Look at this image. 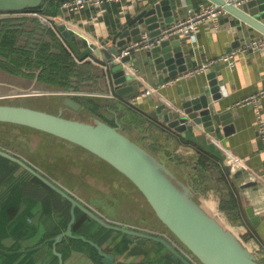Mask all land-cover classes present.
Listing matches in <instances>:
<instances>
[{"label":"crops","instance_id":"obj_1","mask_svg":"<svg viewBox=\"0 0 264 264\" xmlns=\"http://www.w3.org/2000/svg\"><path fill=\"white\" fill-rule=\"evenodd\" d=\"M158 0H103L100 4H86L82 7L73 9L63 8V22L67 25L70 34L74 37L80 49L91 46L94 51L85 59H80L78 54L73 50L76 59L82 63L86 60L93 61L100 69L102 78L101 90H67L52 91L54 93H66L69 95H98L109 97L120 106V112H108L110 117L116 120H127L128 131L126 134H136L138 129L145 130L149 123L158 124L170 130L175 136L182 137L179 140V149L183 155L184 161H197L200 156L205 160V167L200 171L208 173L209 182L218 190L221 188V195L229 196L231 193L236 196L240 206L239 213L225 219L230 228L248 232L246 245L253 252H262L264 250V145L259 131V118L264 116V95L258 102H242L253 94L264 89V50H248L236 54L232 64L226 61H220L219 56L223 53L237 49L245 40L255 36L263 35L259 30L239 19L227 10L222 11L216 18H206L198 25L194 35H187V45L190 48L191 58L194 62V68L210 63V66L201 72L181 77L185 72L178 76H162L158 73L149 72L148 75H142L139 78L140 92L131 96L129 100L117 92L115 83L112 78L113 71L107 67L103 53L100 47L113 45V37L123 26L127 25L139 12L150 7ZM178 3L176 13L183 15L187 8L198 7L199 0H173ZM58 14V13H57ZM57 16V15H56ZM54 17V20L56 18ZM54 20L37 11H1L0 12V35L7 40L13 50L26 49L27 42H42L43 39L49 38V29L56 28ZM4 29V30H3ZM2 30V31H1ZM146 28L143 29L145 31ZM63 39H65L62 36ZM143 50L138 51V57H144ZM17 54V55H16ZM9 56H0L1 61L10 63L18 62L22 56L19 53ZM100 60V61H98ZM220 65L219 69L216 67ZM42 68L34 71L23 68L22 73L8 72L0 68V99L1 102L7 99L19 98V102L30 106H41L44 102L39 101V96L43 93L37 91H49L38 88V77ZM192 69H189L190 71ZM217 71V79L220 83L219 98H214L215 92L211 91L212 86L209 84L208 73ZM186 71V72H188ZM32 74L30 77L28 74ZM76 82L78 76H73ZM168 79H174V83L165 87H159L152 94L140 95L149 85L159 86L161 82ZM159 80V81H157ZM93 83L92 79L85 83ZM94 85V83L92 84ZM202 87L208 89L213 109L218 112L232 110L235 116V128L230 135L223 132L222 127L218 128L217 136H213L207 127L203 124L188 125L185 131L175 130L167 125L162 116H155L152 111L156 105L168 101L177 100L180 102L181 95L186 98H193L202 94ZM8 88V89H6ZM32 88L35 95H17L22 89ZM140 95V96H139ZM152 97L154 99H152ZM32 99L34 104H29ZM62 108V107H61ZM65 108L64 113L71 115ZM110 113V114H109ZM40 142L48 145V139L45 135L39 136ZM176 140H174L175 142ZM40 144V143H39ZM174 144V143H173ZM41 145V144H40ZM181 155V156H182ZM47 156V155H46ZM58 157V156H57ZM44 158L43 155L40 156ZM40 160V159H39ZM38 164V160H35ZM98 162H100L98 160ZM104 167L106 164L100 162ZM183 164V163H182ZM197 166V164H196ZM58 169V167H57ZM181 170L183 165H181ZM108 171V170H107ZM180 171V170H179ZM10 179V177H9ZM6 180L7 185L11 186V179ZM32 182V181H30ZM121 183L113 181V186L100 183L104 188H97L96 191L105 199H109V192L118 193L122 187L127 191L132 201V210H145L151 213L149 207L139 199L138 190L134 184L129 183L125 178L120 179ZM5 184V183H4ZM34 184V183H33ZM65 187H67L65 185ZM68 189L70 187H67ZM6 188L0 192L2 193ZM74 192L73 190L69 189ZM29 192L22 197L23 204H19V199H13L9 203V208H3L2 215H14V219L9 222L10 232L19 238L20 234H25L26 229L23 225L35 223V231H28L25 235L29 236L27 240L36 238L35 243L40 242L45 235L58 230H64L61 218L60 203L53 205L43 194L45 188L39 187V190ZM78 196V193L75 192ZM84 200V199H83ZM86 201V200H85ZM90 201V200H89ZM92 207L97 206L93 202H88ZM114 203H117L114 200ZM127 201L119 202L121 207L126 205ZM8 207V206H7ZM251 208L257 218V222L249 219L248 209ZM102 214L111 220L118 219L111 216L106 209H98ZM124 219H122L123 221ZM121 221V220H120ZM131 226L153 229L152 226L141 224L125 219ZM23 228V229H22ZM162 232V231H159ZM24 235V236H25ZM121 237H118L120 239ZM22 239V238H21ZM20 239H18L19 241ZM15 240V242H18ZM119 241V240H118ZM109 241L108 243H110ZM33 243V244H35ZM106 243V245L108 244ZM23 244H25L23 242ZM104 245V246H106ZM112 245V243L110 244ZM22 248L25 245H22ZM35 246V245H33ZM61 246L57 245L58 250ZM130 248L132 252L124 253L113 252L116 255L118 264H173L166 256V248L157 241L148 239L146 242L131 241ZM53 252L47 250V256L39 259V264H49L53 259ZM64 264H101L94 260L88 253L77 249H71L69 256ZM181 264H184L181 262Z\"/></svg>","mask_w":264,"mask_h":264},{"label":"water","instance_id":"obj_2","mask_svg":"<svg viewBox=\"0 0 264 264\" xmlns=\"http://www.w3.org/2000/svg\"><path fill=\"white\" fill-rule=\"evenodd\" d=\"M173 0H158L150 7L142 10L133 20L123 26L113 37L112 46L100 47L108 66L113 71L112 78L117 92L128 99L140 92L139 77L151 73L162 76H178L194 68L190 48L187 45V35L175 33L163 39L150 49L143 50L144 57H138L137 52L123 54L122 50L133 41L142 38L146 28L151 36H159L169 28L178 14V3ZM221 5L242 21L259 30L264 35V0H247L238 6L227 0H210ZM44 0H0V11H22L27 8H37ZM63 8H60L54 20L61 35L70 48L85 59L94 50L91 46L80 49L67 25L63 22ZM96 53V51H94ZM220 65L216 67L219 69ZM217 71L208 75L213 97L221 95L220 83L216 77ZM159 81V80H157ZM202 94L193 98L181 95L180 102L163 101L152 111L155 116H162L167 125L178 131H185L188 125L203 124L213 136H217L218 128L222 127L226 135L235 128V116L232 110L218 112L213 109L208 89L202 87ZM32 88L22 89L17 95H35ZM152 99H154L152 97ZM67 107L77 111L85 105L72 97H66ZM66 107L54 113L42 108L21 103L0 101V120L33 126L58 136L72 140L88 148L107 160L126 176H128L143 192L156 215L164 224L204 263V264H264L244 242L230 229L225 228L217 218L212 216L195 199L192 188L179 178L167 163L151 153L147 148L120 130V124L112 125L101 118L94 121L69 116L64 113ZM0 154L18 162L45 183L59 191L72 202V218L66 230L48 237L42 243L28 248L8 250L0 247L4 254L29 252L43 247L53 241V249L59 256V264H64L63 253L57 244L65 236L82 238L94 244L102 255L103 264H118L116 255L107 251L96 241L83 234H76L73 225L76 221V208L79 207L97 219L103 225L127 234L131 241L146 242L148 239L162 243L166 248V256L173 264H195L186 256L174 242L165 234L145 228L112 222L98 214L68 188L51 179L47 174L30 164L24 158L9 150L0 148ZM249 219L257 222L252 209H248Z\"/></svg>","mask_w":264,"mask_h":264},{"label":"trees","instance_id":"obj_3","mask_svg":"<svg viewBox=\"0 0 264 264\" xmlns=\"http://www.w3.org/2000/svg\"><path fill=\"white\" fill-rule=\"evenodd\" d=\"M64 1L66 0H44L41 6L37 8H27L22 11H37L48 16V18H50L51 20H54V17L57 15ZM200 1L209 2L210 0H199L196 3ZM48 29H49V38L47 40L43 39L42 42H32L31 40H29L27 42L26 49L13 50L11 45L6 42L7 40H5L0 35V56L10 55L11 57L12 54L14 55L16 53H19V55L22 56L21 58L18 59V62H14V63L12 62L10 63L8 60L7 61L0 60V68L8 72H16L17 74L22 73L23 68L30 71H34L36 69L42 68L38 77L39 89H44L49 91L98 89L104 91L105 89L102 88L100 85L101 81L98 80L102 78V74L99 67L91 60H86L80 63L76 59V56L72 52V49L70 48L66 40L62 38V35L59 32L58 28L56 27L54 29L51 26H49ZM25 74L27 75L28 73ZM28 75L32 77V74H28ZM75 75L78 76L77 82L74 79H72L73 76ZM89 79L93 80L94 85H92L93 83H89V82L87 84L85 83V80L88 81ZM51 94L54 95L52 97H56V98L55 99L50 98L51 100L48 99L49 102L47 104L49 105L45 106L44 108L45 110L58 113L61 107H66L67 110L72 111L71 115L69 116L78 117L88 121H94V118L98 117L115 126L120 124L121 126L120 130L126 133L125 132L126 127L122 125V120L119 119L116 120V118L110 117V115H108L109 111L111 113L113 112L117 113L121 111V108L117 104V102H114L109 97L98 96V95H83V96L69 95L75 100L85 105V108L75 111L72 108L67 107L64 103V100L66 97H68V94L66 93H51ZM101 100H103L106 105H101ZM105 108H107L106 112H105ZM80 112L84 114L82 113L80 114ZM0 123H6V124L22 127L28 130L36 131L38 133H44L42 135H45L46 137L47 136L52 137L48 139V145L44 141L39 142L41 145L35 144L34 151L38 153V150L41 149L42 147L46 148L47 152H45V155L42 154L44 156L42 160L40 158L41 155H39L40 160L38 161V165H40L46 171L48 176H50V178H52L53 180L62 184L61 183L62 178L59 172H61L60 171L61 169H64V166L59 163L63 162L65 164H70L73 161H75L76 164L79 166L80 170L84 171L88 168H91V166H89L91 164L90 160H93L96 162V164H93V167L96 165L95 169L98 172L97 175H99L100 177L96 181L91 180L90 182H88V184L90 185L89 187L87 186L86 189L96 191L97 188H104L100 183L108 184L106 178H103L101 176L102 171L99 169V167H102L105 173H109L108 175L109 180L121 183L120 179L125 178L126 180L132 182V184H134L137 190L144 196L146 201L145 204L149 207L150 211L156 215L155 210L152 208L151 204L149 203L143 192L128 176H126L123 172H121L119 169H117L107 160L103 159L101 156L89 150L88 148L72 140L58 136L56 134H53L45 130L35 128L33 126L15 123V122H9V121H1V120ZM39 135L42 136L41 134ZM130 137L135 141H137L142 146H144L145 148H147L155 156L163 159L167 163V165L168 162H172L174 165H176V168L172 169L173 172L192 188L195 199L212 216L217 218V220L221 224H223L225 228H230L225 221L227 217H231L235 214L234 217L239 219V217L236 216V214L240 212L238 211L240 209V206L238 204V200L236 196H234L233 193H231L229 196L221 195L219 191L221 192L222 189L220 188L218 190L213 185H211V183L209 182L210 178L208 173H202L200 171L202 168L205 167V163H206L205 160L200 156L199 158H197V161H190V160L184 161V159L182 158L183 155L180 152V149L178 148L179 140L183 139L182 137H179V139H177L178 137L175 136L170 130H168L165 127L159 126L158 124L156 125L153 123H149L147 129L145 130L138 129L137 133L133 135L131 134ZM174 140L176 141L174 142ZM0 142L12 148V145L1 141V139ZM48 159L54 161L48 162ZM56 160H59L60 162L55 163ZM98 160L106 164L107 167H104V165L98 162ZM42 161H46L48 163L46 164L45 162ZM59 165H61L62 167ZM181 165H183L182 170L180 169ZM57 167L59 169H57ZM112 170L117 173H110ZM31 177H32V183L25 181L26 190L27 191L32 190V192H35L36 190H39L40 186L45 188L43 194L46 196V198H48V201L53 205V207L55 206L54 204H56L57 202L60 203V210L62 212V218H61V222L63 225L62 229L66 230L68 223L72 218V213H71L72 202L69 199L65 198L59 191L54 189L49 184L45 183L36 175L31 174ZM64 178L68 179V177L65 175ZM77 179H79V177ZM0 182H1V178H0ZM62 185L65 187L64 184ZM69 185L72 187V184ZM22 187L23 186H21V184L14 185L13 188L10 189L9 195H7L6 198L2 201L3 207L0 208V247H3L8 250L22 248L23 247L22 245H25L24 247L26 248L31 247L32 244L29 245L23 244V242L21 241L29 238V236L28 235L26 236L25 234L28 233L29 230L34 232L36 229L35 223L39 222V220L38 221L36 220V222L32 223L31 225H23V228L26 229L25 234H20L18 238L13 234L14 232H10L11 229L9 230L8 227L10 224L9 222H11V220L14 219V215L11 216V215L1 214L3 212L4 206H6V210L9 208L10 205L9 203L11 202L9 198L12 194V191L15 192L16 190H19ZM83 189L84 188L81 187L77 191L75 189H73V191L78 193L79 198H81L82 200L84 199V201L86 200L91 203V201H89L88 198H85L83 196V194L85 195V193L82 192ZM113 193L114 192H109V194H113ZM101 196L104 197L105 195L102 194ZM160 222L161 224H153L152 228L158 231H162V233L168 235L172 242H175L176 244L182 246L189 253H191L194 256V258L198 260V262L204 264L168 228V226L162 222L161 219ZM230 229H232L236 233V235L244 242V244L246 243L245 240L248 232H246L244 228H242V230H238L237 228L234 227ZM64 230L60 229L56 232L48 233L47 235L44 236V238L40 242L33 245L40 244L48 237L55 236L56 234ZM73 231L76 234H83L87 238L96 241L101 246H103V248L107 251L120 252V253H124L126 251L132 252L130 248L131 240L127 237L126 233L121 231L115 233L114 229L103 225L97 219H95L93 216H91L89 213H87L85 210L79 207L76 208V221L73 225ZM118 237L121 238L118 239ZM18 239L20 240L18 241ZM15 240H17L18 242L16 243ZM109 241L111 242L108 243ZM106 243L108 244L106 245ZM111 243L112 245H110ZM160 244L165 248V246L162 243ZM57 245L59 246L62 245L60 251L63 253L64 261L69 256L71 249H77L82 252L88 253L94 260L103 264L102 255L99 253L98 248L87 240H84L82 238L65 236L64 239L60 241ZM41 248L42 249L39 248L29 252L14 253L10 255L0 252V264H39L38 260L45 258L47 256V253L43 254V252L45 251L47 252V250L49 249L53 252L52 253L53 259L50 261L49 264H59L60 259L53 249V241H49ZM38 252H42V253L39 254ZM255 253L258 256V258L263 262L262 252H255Z\"/></svg>","mask_w":264,"mask_h":264},{"label":"rangeland","instance_id":"obj_4","mask_svg":"<svg viewBox=\"0 0 264 264\" xmlns=\"http://www.w3.org/2000/svg\"><path fill=\"white\" fill-rule=\"evenodd\" d=\"M6 89H8V88H6ZM0 90H3V89L0 88ZM51 93H54V92H52V91H45L44 92L43 91V94L38 97L39 101L44 102V104H41V106L49 105V104H47L49 102L48 99L51 100V99L56 98V97H52L54 95ZM48 96H51V97H48ZM33 100H36V99H32L29 102V104L36 103ZM0 101H1V99H0ZM19 101H20L19 98H15L14 101H12V99H7V101H3V102L16 103ZM101 105H106L103 100H101ZM32 107H37V106H32ZM37 108H40V107H37ZM106 109L107 108H105V112H106ZM81 113L82 112H80V114ZM82 114H84V113H82ZM85 116H86V113H85ZM127 124H128L127 120L124 119L122 121V125L126 127L125 131H128ZM39 134L42 135L44 133H38V132L33 131V130H28V129H25L22 127H18V126L6 124V123H0V139H1V141L9 143L10 145H12V148L15 151L26 155L28 158H30L32 160H38V161H39V155H42V154L45 155V152H47L45 147H42L41 149H39L38 153H36L34 151V148H35L34 145L39 144V142L41 141V140H38L39 139L38 136H40ZM47 138H52V137L47 136ZM49 161L53 162L54 160L48 159V162ZM90 161H91V164L89 166H91V168H88L84 171H81L79 166L76 164L75 161H73L70 164H65L63 162L59 163L60 161L56 160L55 163H59V164L64 166V169H61L60 170L61 172H59V174L62 178L61 183L70 187L69 189H71V190L75 189L77 191L81 187L84 188L82 190V192L85 193V195L83 194V196L85 198H88L91 202H93L97 206L96 207L97 209L103 208V209L108 210V213H111V216L116 217L118 219V221H120L122 219H124V220L129 219L131 221L139 222L141 224L144 223L145 225H149V226H152L153 224H161L160 219L152 212L148 213L145 210H139V211L136 209L132 210V208H131L132 207V201L130 199L129 194L124 189V187H122V189L118 193H113V194L108 195V196H110L109 199H111V201L108 199H105V197L100 196L97 193V191L86 189V187L87 186L89 187V185H90V184H88V182H90L91 180L96 181L100 177L99 175H97L98 172L95 169L96 165L93 167V164H96V162L93 160H90ZM42 162H45L46 164L48 163L46 161H42ZM61 165H59V166H61ZM168 166L170 169L176 168V165H174L172 162H168ZM99 169L102 171L101 176L103 178H106L108 184L112 187L113 181L109 180V178H108L109 173H105L104 169L102 167H99ZM48 173H50V172H48ZM110 173H117V172L112 170ZM64 175L67 176L68 179L64 178ZM78 177H79V179H77ZM58 181H60V180H58ZM129 183H131V182L129 181ZM69 184H72V187ZM138 196H139L140 200H142L143 202L146 203L144 196L140 192H138ZM114 200L117 203H114ZM125 201H127L126 205H122L121 207H119L120 206L119 202H125ZM36 241H37V239L33 238L32 240L26 239V240H23L21 242H24L27 245L32 244V246H33V243H35ZM40 249H42V248H40ZM38 253L40 254L42 252H38ZM45 253H47V252L46 251L43 252V254H45Z\"/></svg>","mask_w":264,"mask_h":264},{"label":"built area","instance_id":"obj_5","mask_svg":"<svg viewBox=\"0 0 264 264\" xmlns=\"http://www.w3.org/2000/svg\"><path fill=\"white\" fill-rule=\"evenodd\" d=\"M103 0H66L63 2L62 7L63 8H77L85 6L86 4H100ZM228 2H232L238 6H241L245 1L247 0H227ZM225 9L218 5L217 3L213 1L209 2H201L198 7H190L187 8L186 13L181 15L179 14L173 24L165 29L163 33L159 36H151L149 34V31L146 29L143 31L142 38L138 41L130 42L123 50V54H132L141 50H146L154 47L158 43H160L163 39L169 37L170 35H173L175 33H180L182 35H194L197 27L199 24H201L206 18L213 17L216 18L218 14H220ZM248 50H264V35L255 36L253 38L247 39L244 41V43L241 44L240 47L237 49L231 50L229 52L223 53L219 56L220 61H226L229 64H232L234 58L236 57V54ZM210 66V63H205L202 66H198L195 68H192V70L185 72L181 77H186L191 74H195L201 71L206 70ZM108 67V64H107ZM140 78V77H139ZM174 83V79H168L164 82H161L159 86H153L149 85L144 89V91L140 95H147L152 94L156 90L159 89V87H165L169 84ZM37 93H43V91H37ZM139 95V96H140ZM264 95V89L253 94L252 96L248 97L247 99L243 100L242 102H258L260 97ZM259 131L260 136L263 140L264 145V116H261L259 118ZM264 151V148H263ZM174 244L180 248V250L188 256L195 264H201L194 258V256L189 253L186 249H184L179 244ZM262 257H263V263H264V250L262 251Z\"/></svg>","mask_w":264,"mask_h":264},{"label":"flooded vegetation","instance_id":"obj_6","mask_svg":"<svg viewBox=\"0 0 264 264\" xmlns=\"http://www.w3.org/2000/svg\"><path fill=\"white\" fill-rule=\"evenodd\" d=\"M0 148L9 150L12 153L16 154L17 156H20V157L24 158V160H26L30 164H33V166H35L36 168H38L43 173L47 174L46 171L40 165H38L35 162V160H32V159L28 158L26 155H24V154H22L20 152L15 151L13 148L6 146L2 142H0ZM31 174H33V173H31L28 169L24 168L20 163H18V162H11V159L10 158L6 157L3 154H0V178H1V182H0V192L3 190V188H6L2 193H0V208L3 207L2 206V201L6 198L7 195H9L10 189L13 188L14 185H20L21 184V186H23V187L21 189H19V190H16L15 192L12 191V194H11L9 200L12 201L13 199H15V200H18L19 199V204H23L22 197L25 194L28 193V191L25 188V181L26 182L32 181ZM9 177L12 180L11 181V186L10 185H7V187H6V182L5 181L8 180ZM30 183H32V182H30ZM72 193L75 194V192H72ZM84 202H86V201H84ZM88 205L91 206L90 204H88ZM91 208H93V210L95 212H97L98 214L104 216L106 219H108V220H110L112 222H115V223H118V224L130 225L127 222H124V220L123 221L122 220L121 221L111 220V219L107 218L104 214H102L97 208H94L92 206H91ZM150 230L155 232V230H152V229H150ZM157 232H159V231H157ZM160 233L161 234H164L162 232H160ZM166 236L168 238H170L168 235H166Z\"/></svg>","mask_w":264,"mask_h":264}]
</instances>
